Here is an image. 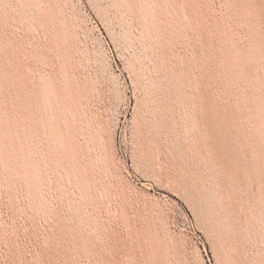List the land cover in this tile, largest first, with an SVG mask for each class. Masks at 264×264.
<instances>
[{
	"label": "rangeland",
	"instance_id": "obj_1",
	"mask_svg": "<svg viewBox=\"0 0 264 264\" xmlns=\"http://www.w3.org/2000/svg\"><path fill=\"white\" fill-rule=\"evenodd\" d=\"M263 25L0 0V264H264Z\"/></svg>",
	"mask_w": 264,
	"mask_h": 264
},
{
	"label": "bare ground",
	"instance_id": "obj_2",
	"mask_svg": "<svg viewBox=\"0 0 264 264\" xmlns=\"http://www.w3.org/2000/svg\"><path fill=\"white\" fill-rule=\"evenodd\" d=\"M264 26V25H263ZM263 76V75H262ZM44 85H46V84H44ZM49 86V85H48ZM44 88H46V87H44ZM43 94V93H42ZM48 106V105H47ZM51 109V108H50ZM51 111V110H50ZM233 134V133H232ZM75 147V146H74ZM21 153V152H20ZM23 156V155H22ZM228 158V157H227ZM33 161V160H32ZM3 167V166H2ZM7 167V166H6ZM144 257V256H143Z\"/></svg>",
	"mask_w": 264,
	"mask_h": 264
}]
</instances>
